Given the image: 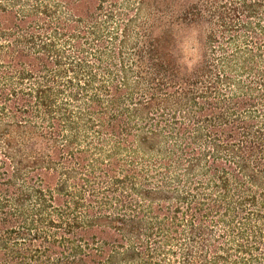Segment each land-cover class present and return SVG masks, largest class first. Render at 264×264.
Listing matches in <instances>:
<instances>
[{
  "label": "trees",
  "instance_id": "obj_1",
  "mask_svg": "<svg viewBox=\"0 0 264 264\" xmlns=\"http://www.w3.org/2000/svg\"><path fill=\"white\" fill-rule=\"evenodd\" d=\"M0 264H264V0H0Z\"/></svg>",
  "mask_w": 264,
  "mask_h": 264
},
{
  "label": "clouds",
  "instance_id": "obj_2",
  "mask_svg": "<svg viewBox=\"0 0 264 264\" xmlns=\"http://www.w3.org/2000/svg\"><path fill=\"white\" fill-rule=\"evenodd\" d=\"M198 63V60H196L195 58L191 59V60H185V64L186 66L189 67V69H194L196 64Z\"/></svg>",
  "mask_w": 264,
  "mask_h": 264
}]
</instances>
